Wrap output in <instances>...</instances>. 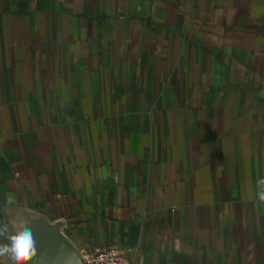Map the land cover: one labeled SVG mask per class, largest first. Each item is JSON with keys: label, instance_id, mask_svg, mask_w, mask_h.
<instances>
[{"label": "crops", "instance_id": "1", "mask_svg": "<svg viewBox=\"0 0 264 264\" xmlns=\"http://www.w3.org/2000/svg\"><path fill=\"white\" fill-rule=\"evenodd\" d=\"M259 178L264 0H0L11 230L39 216L133 264H264Z\"/></svg>", "mask_w": 264, "mask_h": 264}, {"label": "water", "instance_id": "2", "mask_svg": "<svg viewBox=\"0 0 264 264\" xmlns=\"http://www.w3.org/2000/svg\"><path fill=\"white\" fill-rule=\"evenodd\" d=\"M30 223L36 240V256L29 264H81L75 248L60 231L62 223L46 222L39 216L25 219ZM14 220L16 231L21 224Z\"/></svg>", "mask_w": 264, "mask_h": 264}, {"label": "clouds", "instance_id": "3", "mask_svg": "<svg viewBox=\"0 0 264 264\" xmlns=\"http://www.w3.org/2000/svg\"><path fill=\"white\" fill-rule=\"evenodd\" d=\"M258 202L264 204V178L257 179ZM8 205L13 203L8 199ZM21 227L17 231L10 229L7 222H0V264H29L36 256V240L31 230L30 223L20 217L17 221Z\"/></svg>", "mask_w": 264, "mask_h": 264}, {"label": "built area", "instance_id": "4", "mask_svg": "<svg viewBox=\"0 0 264 264\" xmlns=\"http://www.w3.org/2000/svg\"><path fill=\"white\" fill-rule=\"evenodd\" d=\"M81 264H133L126 259V252L116 246H106L94 250H77ZM168 264H179L170 262Z\"/></svg>", "mask_w": 264, "mask_h": 264}]
</instances>
